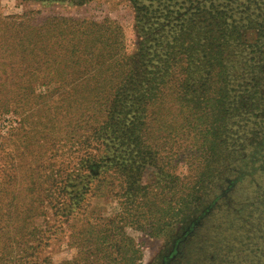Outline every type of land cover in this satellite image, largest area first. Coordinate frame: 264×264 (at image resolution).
Returning <instances> with one entry per match:
<instances>
[{"label": "rangeland", "instance_id": "1", "mask_svg": "<svg viewBox=\"0 0 264 264\" xmlns=\"http://www.w3.org/2000/svg\"><path fill=\"white\" fill-rule=\"evenodd\" d=\"M170 26L174 39L183 28L196 41L195 56L189 52L182 61L183 68L190 62L196 67L188 66V76H181L185 83L181 89L188 85L186 100H177L173 86L162 88L146 108L139 109L145 111L139 118L142 126L124 122L121 132L130 140H118L119 132L112 136L105 122L106 99L113 98L116 84L110 78L118 76L106 68L129 59L139 61L142 70L165 65L169 53L176 51L168 48L175 44L166 36ZM207 42L212 55L208 62L200 60L207 55ZM176 53L169 60L179 59ZM219 68L225 70L227 81L220 90L225 87L230 97L232 87L237 91L236 85L255 73L259 97L264 94V0H0V186L8 193L19 190L25 195L9 194L0 200V225L9 222L13 232L11 239L0 243V264H103V253L93 252L96 243L80 244L76 236L79 229H86L80 225L85 207L102 218L125 215V207L145 210L144 189L162 191V198L166 194L174 206L179 188L166 175L196 173L194 155L200 153L202 138L191 131H207L206 140L211 139L213 128L199 122L205 118L201 98L218 97L215 69ZM203 80L208 82L206 87L210 84L207 93L200 87ZM133 81L124 89L138 85ZM247 88L243 86L244 91ZM131 95L136 102L151 99L153 93L138 90ZM234 123L227 127L234 130ZM249 127L250 123L241 128L240 136ZM134 145L131 153L138 151L140 162L152 154L156 166L145 167L131 185L118 159ZM181 161H187V166ZM106 167H111L107 174L115 171L121 178L107 179L102 173ZM139 189L141 197L126 200V193ZM90 192L111 195L103 201L97 194L89 197ZM37 195L40 201L45 197L42 205H34L37 200L31 203ZM209 202L207 198L185 222L169 216L154 227L139 219L115 224L138 249L136 264H256L251 260L264 255V221L260 232L253 234L235 231L239 221L234 230L226 224L225 239L218 241L222 236L213 235L214 225L206 214L191 224ZM231 206L236 209L241 204ZM235 209L233 216L241 220L242 211ZM66 210L72 212L67 217ZM45 223L56 230L47 240L38 241L36 225L46 230ZM100 223L92 222L90 229H99ZM232 231L240 234L233 243L226 238ZM218 247L223 251L218 252ZM126 255L113 253L110 264H128Z\"/></svg>", "mask_w": 264, "mask_h": 264}, {"label": "trees", "instance_id": "2", "mask_svg": "<svg viewBox=\"0 0 264 264\" xmlns=\"http://www.w3.org/2000/svg\"><path fill=\"white\" fill-rule=\"evenodd\" d=\"M160 26L162 27L161 31H163L164 24L160 23ZM180 29V36H178L176 32L177 40L172 37V33L170 32L171 26L168 27L166 31V33L169 31L166 36L171 37V40L175 42L173 46H171V43L168 48L172 51H178L180 54L179 59L173 56L169 60L170 55L177 54L175 51L173 54L169 53L165 65H153L151 69L146 68L142 70L139 61L135 59H129L125 62L122 61L121 65L116 68H106L110 74L115 70L118 76L115 78V76L112 75L110 78L113 82H115L116 79V84L113 87L114 96L110 101L106 99L107 103H105L106 125L110 128L109 130L112 136L115 137L116 133L119 132L117 135L118 140H130L128 135L121 132V130H125L126 128L124 122L130 125L134 124L135 127L142 126L143 123H140L139 118H144L145 111L139 109L141 107L146 108L149 102L157 97L156 95L162 88L173 86L177 92V100L185 99L184 96L186 95V88L188 85H184L182 88L183 90L181 89L182 84H185L181 76L182 74L188 76V66L195 69L196 67L190 62L183 68L182 61L183 57L188 55L189 52L191 56L193 54V56H195L193 52L196 51V41H194L189 34H184L183 28ZM180 29L177 31H180ZM206 40L208 41V38ZM185 42H187L186 45H184ZM208 47L210 49L211 44L207 42L205 46L207 55H202L200 60L206 58L208 62L212 59ZM168 60L169 64H167ZM200 60H195V62L199 63ZM175 65H178L177 68L170 67ZM218 65L222 67V65ZM207 67L209 68L210 64H208ZM215 70L219 71L218 79L220 81L219 87L217 88L219 95L215 98L212 96L204 97L203 95L201 98V106H203L202 110L205 112V118L199 120L201 124H206L208 129L213 128L211 139L208 141L206 140L208 137L207 131H204L205 133L191 131L194 134H198L199 139H203H201L198 147L200 153H195L194 155L196 173L192 176L184 174L182 177L177 175H166L169 182L174 183L175 187L179 188V198L175 205L172 206V201L170 197L167 198L166 194L164 199L162 198V191L157 193L153 190L144 189L145 201H143L142 206L146 207H143L145 210L137 209L138 206L131 208L125 207L123 213L125 212L126 216L122 214L121 216L115 215L107 218L94 215L90 206L85 207L81 211L80 225L86 226V229L82 228L77 231L76 236L79 238L78 242L83 245H86L89 241L95 242L96 245L94 246L93 252L95 254L103 253V264H110L111 261L113 262L115 260V258L112 257L113 253L119 255L121 252H126V257H129V259H127L128 264H136L140 258L139 251L133 244V241L125 234L122 227L116 226L115 221L121 223H126L127 221L137 223V219H139L154 227L155 225H162L164 219L165 223L170 216L171 218L178 217L179 222H185L197 214L199 208L205 203L207 198L210 199L208 207L203 214H199V217L191 223L192 226L200 220L202 215L206 214L204 215L206 220L211 221L214 225L212 232L217 238H220L226 233L224 232L226 231V224L231 226L230 229L235 228L236 221H239L238 223L240 226H237L235 231L243 229V232L249 231L251 234H253L254 231L260 232L258 227L261 225V222L264 221V108H261L264 105V94L262 93V97H259L260 84L256 81L258 73H255L252 76L249 75L248 79H243V83L236 85L238 86L237 91H234V87H232L233 94L230 97V92H227L225 87L220 90V85L227 82L225 70L222 71V68ZM197 71H199V69H197ZM144 77H150L151 79H149L148 82H140V84L136 82ZM130 80H135L133 83L138 85L133 86L132 89H124V86ZM204 80L201 82L200 87L203 89V93H207L210 89V84L208 85V89V86L206 87L208 82ZM243 86H248L246 91L243 90ZM138 90L152 91L153 96L151 99L147 97L144 98L146 100H137L135 102L131 93ZM135 113H138V116H136ZM261 118H263V121ZM233 120H236V122L234 123ZM241 121H245L243 126L239 124ZM228 122H231V126L234 123L236 126L234 130H230V128L227 127L229 124ZM248 123H250L249 129L240 136V129L246 127ZM241 137H243L244 140L238 143L237 141ZM135 147L134 145L132 149H129L128 154L122 153L121 157L118 159L120 160L119 167L121 170H126L128 173L126 178L132 179V181H130L131 185L138 182V174L140 171L142 172L145 167L155 168L156 166V159L152 154L148 155L146 160H141L142 162H140V160H138L140 155L138 151H136L135 154L131 153L134 151ZM187 161L181 162L183 165L187 166ZM191 164L192 162L190 166ZM110 168L111 167H106L107 170L102 172L104 175H108L107 179H120L121 175L117 174L116 176L115 171L112 172V174L109 172L110 175L109 173L107 174ZM15 191L16 192L12 191L8 193V191L6 192V190L0 186V200L3 196H5L4 199H7L6 197L9 194H19L25 197L19 190ZM96 194L103 201L110 198L111 195L110 193L90 192L89 197H94ZM63 195H65V193ZM211 195L213 198L209 197ZM61 196L62 195H60L59 198H61ZM113 196L124 199V196H132L134 198L136 196L141 197V192L139 189L130 191L124 196ZM44 198L42 201H44ZM36 200L38 202L34 205H42L40 195H37L31 203L36 202ZM126 200H128V197ZM77 201H79V199H77ZM145 203L148 204L145 205ZM239 203L241 207H236V209L231 206H237ZM232 208L235 209V211H242L243 215L241 220L235 217V215L233 216L234 212ZM21 211L22 210L19 211V214H22L20 213ZM25 212L28 214V209H25ZM132 212L137 216L131 215ZM26 213H23L24 217ZM71 213V210H66V217ZM1 217L2 214L0 213V223L3 222ZM99 220L101 222L100 225L98 224L100 226L99 229L91 230V223H97ZM254 221L256 222L254 223ZM220 222H222V224ZM132 226L140 227L138 224H133ZM44 227H47V229L42 230L41 227L36 225L38 241L42 239L47 240V238L53 234L54 230H56L52 229V224L45 223ZM235 231L230 232L228 237H226L231 243L235 242L240 235ZM262 233L264 234V230ZM12 235L13 232L10 230L9 222L0 225V243L8 241L11 239ZM222 239H225V236H222L218 241H222ZM8 248L11 249V246ZM39 250L43 251L40 247ZM231 250L232 248H230V251ZM217 251H223V248L218 247ZM226 251H229V249ZM261 257H264V255L260 257L255 256L251 261L256 264H264Z\"/></svg>", "mask_w": 264, "mask_h": 264}]
</instances>
